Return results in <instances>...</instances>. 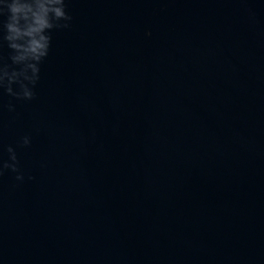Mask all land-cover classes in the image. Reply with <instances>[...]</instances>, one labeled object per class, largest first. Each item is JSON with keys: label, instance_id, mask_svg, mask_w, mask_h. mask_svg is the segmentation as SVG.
<instances>
[{"label": "water", "instance_id": "obj_1", "mask_svg": "<svg viewBox=\"0 0 264 264\" xmlns=\"http://www.w3.org/2000/svg\"><path fill=\"white\" fill-rule=\"evenodd\" d=\"M66 11L0 94V264H264V0Z\"/></svg>", "mask_w": 264, "mask_h": 264}, {"label": "clouds", "instance_id": "obj_2", "mask_svg": "<svg viewBox=\"0 0 264 264\" xmlns=\"http://www.w3.org/2000/svg\"><path fill=\"white\" fill-rule=\"evenodd\" d=\"M0 17H5L0 23V46L6 44L10 53V64L0 63V94L32 100L39 66L51 45L50 33L69 26L66 0H0ZM21 143L27 146L29 138L24 137ZM7 152L11 162L0 163V175L4 169L18 171L13 148L8 147ZM22 179V175L16 176V180Z\"/></svg>", "mask_w": 264, "mask_h": 264}]
</instances>
